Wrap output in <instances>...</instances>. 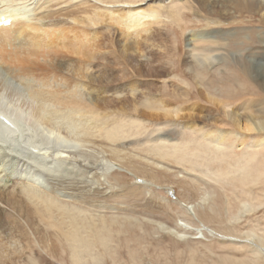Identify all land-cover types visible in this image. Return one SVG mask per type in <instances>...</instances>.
I'll use <instances>...</instances> for the list:
<instances>
[{
	"label": "rangeland",
	"instance_id": "rangeland-1",
	"mask_svg": "<svg viewBox=\"0 0 264 264\" xmlns=\"http://www.w3.org/2000/svg\"><path fill=\"white\" fill-rule=\"evenodd\" d=\"M38 1L40 0L30 2L28 15L35 14ZM83 1L110 9L153 7L157 12L149 21L145 19V22L152 21L149 25L151 35H143L138 40L139 45H131L126 49L122 45H126L128 41L125 42V37L120 34L116 25H89L90 30L99 28L106 32L99 40L101 47H98L100 53L104 54L99 53L101 57L98 56L97 59L100 61L93 60L86 74L92 75L93 81L84 76L76 78L84 91L81 94L86 95H83L85 97L82 102L94 107L99 113V118L93 120L94 124L85 121L86 124L83 119L85 126L97 131L108 127L122 130V138L118 142L120 144L115 146L126 148V152H130L132 156H142L140 160L135 157L133 163L143 164L145 169L143 171L137 165L140 171L138 168L136 173L134 168L131 173H127L121 166L113 169L106 178L107 182L115 186L109 185L111 189L106 190V183L101 175L102 159L106 153L103 148H99L112 145L108 140L91 138V142L87 143L90 146H85L87 150H80L83 153L80 157L82 160L79 158L81 161L76 162L85 171L80 174L82 188L75 194L67 192L70 194L65 195L67 198L58 197L59 203L66 209L81 210L79 221L84 225L79 224L82 226V235L84 240H91L92 246H89L87 240L83 241L85 247L91 248L77 249L74 259V251L61 231L67 230V220H61L58 216L57 219L52 218L53 222L50 219L45 223L40 219L37 222L35 217L34 222L29 223L32 225H29L22 220L9 221V217L5 218L4 209L0 207V222L5 220L4 224L0 223V257H3L0 258V264H264V131L256 128L259 121L264 125V0H121L120 5L95 0H71L66 5ZM5 4L7 3H0V8H5ZM110 31L113 33L108 36ZM68 34L66 33L67 36ZM188 37L194 41L189 49L185 47ZM44 57H47L46 53ZM124 57L127 59L124 60ZM0 65L2 77H5L10 86L8 91L5 90L6 87L4 90L1 88V96L11 99H4L5 96L2 99L0 96V105L6 107L14 97L17 104L12 102L13 105L22 106L23 102L26 104L24 80L13 79L9 73L4 74V66L1 62ZM96 67H100L98 71ZM111 67L113 68L109 71ZM150 67L156 70L151 71L153 68L150 70ZM100 75L118 81L106 84L105 81L97 80L96 76ZM126 76L128 79L120 81V78ZM11 85L17 87L13 86L12 89ZM11 90L19 95L11 94ZM88 96L95 98L93 102L92 99L87 100L90 99ZM112 96L117 97V100ZM89 101L92 104H88ZM151 102L154 103L152 109L163 111L162 107H167L172 114L168 112L170 116L166 115V118L162 115L156 117L153 110L147 107L151 106ZM140 103L148 104L147 109ZM12 107L9 108L13 109ZM103 116L106 117L105 120ZM234 117L236 121H233ZM25 120L30 121L21 117V123H26L22 122ZM245 124L255 127L249 131L238 130L239 126L245 127ZM26 125L25 129L27 126L33 130L38 129L33 128L32 124ZM198 127L203 132L198 131ZM234 132L239 133L236 135ZM221 133H226V136L217 144L216 138ZM37 138L41 141L38 136L34 139ZM211 144L213 146H208ZM215 145L223 153L217 155ZM176 148L179 154H176ZM157 150L173 154L174 157L169 159L171 163L167 162L168 158L155 156L154 152ZM84 154L88 156L84 157ZM201 162L203 167H200ZM6 165L0 161V175L4 173L1 170ZM147 165L151 167L148 168ZM205 166H208V171ZM36 167H31V170L36 171ZM64 168L62 170H67ZM201 170L207 173L204 174ZM71 171L70 177L73 175ZM138 173L140 178L147 181L152 179V182H146L139 188L135 184L139 178ZM16 176L22 179L24 175ZM145 176H148L147 179ZM257 178L258 182L255 180ZM184 202L194 206V214L183 207ZM54 220H59L60 223H54ZM63 221L67 222V227ZM93 222H97L96 226ZM88 224L91 225V231ZM100 224L105 228H101ZM161 225L173 229V232L162 230ZM2 229L13 235L8 242L2 239ZM98 229H104L103 233L106 234L98 232ZM88 232L92 233L90 237ZM97 232L105 237V243L99 242L101 237L93 235L98 234ZM179 235L181 236L178 237Z\"/></svg>",
	"mask_w": 264,
	"mask_h": 264
},
{
	"label": "bare ground",
	"instance_id": "bare-ground-1",
	"mask_svg": "<svg viewBox=\"0 0 264 264\" xmlns=\"http://www.w3.org/2000/svg\"><path fill=\"white\" fill-rule=\"evenodd\" d=\"M31 1L32 0H0V3H2V2L7 3V4H5V8H3L4 6H2L0 8V21H1V23H0V62L2 64V66H4L5 71H7V72L4 71V74L9 73L10 76L12 75L13 79L17 78L20 80H22V79L24 80L23 85L25 86V90H26V95H25L26 96L25 97L26 104H25V102H23L22 106L16 105L17 103L14 100L15 97L12 96V97H14V98L11 97L12 102H15L16 106L13 105V103L11 101H9V102L12 105L8 104V105H6V107L5 106L2 107L0 105V113L6 116L5 119H3V121L0 122V151H2L0 153V161L7 164L5 167L3 166L4 168H2L1 171L4 173L2 175H0V179L2 180V181L0 180L2 182V183H0V207L2 209H4V211H5L4 215L7 216V217L5 216V218L9 217V221H10V219H12L14 222H16L18 220H22V221L26 222L27 224H29L32 221L34 222V220H35L34 218L37 217V220L40 219V220H42V222L47 223L50 219H51V222H53L52 220L54 218L57 219L58 216L60 217L61 220H64V221L67 220L68 221L67 230H65V231L61 230L63 233L61 231H59V234H61V233L64 234V237L66 238V240L71 245L72 251H74L73 257H74V259H76V255H75L76 250L84 248L85 247L84 241L86 242V240H87L86 238H85L86 240H84V235H82L81 227L84 225V223L82 225L81 224L82 221H81V223L79 221L80 220L79 213L81 212V210L79 212V210L75 211V209H68V208L66 209V207H64L63 205H61L59 203L58 197H60L61 199L65 198L66 197L65 195L75 194L78 192V189L80 190V188H82L81 183H80L82 181L81 180L82 176L80 178V174H82V171H84V170L81 167V164L78 165L76 163L77 160L79 161V158L82 157V155H83V153L80 150H82L83 148H86L85 151L87 150V147L90 146L87 143L91 142L90 141L91 138H96V139H100V140L105 139V140H108V142L112 145V146H103V147L99 148V149L103 148L104 153H106L105 157H103V159H102L103 163H102V173H101V175L103 176L104 182L106 183V187H105L106 190L111 189L109 185L115 186V185H113V183L111 184V183L107 182V178H106V176L109 173L114 171L113 169L119 168L121 166L127 173H131L133 171L136 173V169L138 170V168H139V167L137 168V166H141L142 170L144 168L142 166L143 164L138 165V164L133 163V160L135 157H137L140 160V158L142 156L140 157L137 154H134V156H132L130 154V152H126L127 151L126 148L125 149H124V147L118 148V146L117 147L115 146V144L116 145L120 144V143L118 144V142L122 138V134H123L122 130H118L116 127H112V128L108 127V129H106L104 127L105 128L104 130L97 131V130L91 129V127L89 128L88 125L85 126L87 124V122H85V121H89V122H92V124H94L93 120H95L96 118L97 119L99 118L98 117L99 113L97 114V111L95 110L94 107L85 104V102L84 103L82 102V99L86 95L81 94L84 91L81 90V84H79V82L76 80V78H77V76H81V77L84 76V77L89 78L91 81L94 80L92 75H90V74L86 75V74L89 72V70L91 68L92 61L96 60L97 57L100 56V54H104L103 52L100 53L98 47H101L102 43H100L99 40H101L106 33V32H104V30L100 31L99 28L98 29L93 28L92 30H90L88 28V26L89 25L90 26H99V24H103V25L107 24L108 25L107 27H110V26L116 25L120 29L119 30L120 34L122 33L121 35H123L125 37L126 41L125 40L124 41L125 42L128 41L127 44L125 43L126 45H122V46H124L125 49H126V47H129L131 45H134L136 47L137 45L140 44V42L138 40L142 39L143 35H146V36H149V34L151 35L152 30H151L149 25L152 24L151 23L152 21H150V22H148V21L151 18H154L155 14L157 12L154 10L155 8H153V7H149L148 9H140V8H138V6H134V7L128 6L127 9H125V8L123 9L122 7L118 8V9H110V8L102 7L100 5H97V4H95L93 2H89V1H85V2L83 1V2L74 3L72 5H66L68 3V1H71V0H40L37 3V8L34 10L35 14L32 16L30 14L28 15V13H27L29 11L28 5L29 4L31 5V3H30ZM95 1L119 4L121 0H95ZM34 11H32V12H34ZM5 19H8L9 24H4ZM145 19H148V21L145 22ZM153 22L155 23L156 21L153 20ZM66 33H69L68 36L66 35ZM112 33H111V31H110V33L108 32V36L112 35ZM134 39L137 41H135ZM187 40L188 41L185 43V45H186L185 47H187V49H189V46H192L193 40L191 41V39L189 37L187 38ZM118 41L119 40H117V42ZM190 50H193V49L190 48ZM104 52H106V51H104ZM44 53H46L47 57H44ZM49 53L51 54L50 57L48 56ZM105 55H106V53H105ZM123 59L126 60L127 58L124 57ZM102 60H104V59H102ZM98 61H100V60H98ZM93 65H95V63H93ZM93 65H92V68H93ZM98 66H99V64H98ZM99 68H97L96 70L98 71ZM103 68L105 69V67H103ZM112 68L113 67L109 68V71ZM152 68L153 67H150V70ZM101 69H100V72H101ZM91 70H93V69H91ZM94 70H95V68H94ZM153 70H156V69L153 68L151 71H153ZM61 73H64V75H62ZM126 75L129 76L128 74H126ZM104 76L100 75L99 77L98 76H96V77L98 78L97 80L105 81L106 84L107 83H114V82L118 81V79L113 80L114 78L109 79L108 75H107L108 77H104ZM127 76L120 78V81L124 80L125 78L128 79ZM10 78L8 79L9 82H11ZM134 78H135V76H134ZM12 83H14V82H12ZM13 86L14 85H11L12 89H14L16 85L14 86V88H13ZM5 87H6L5 90L8 91L7 88H9L10 86L8 85V81L5 79V77H2L1 69H0V96H1V93L3 94V92L1 91V88H3V90H4ZM16 91H18L17 88H16ZM10 92H11V94H13V93H18L20 91H18V92L13 91L12 92V90H11ZM89 93H91V92H89ZM23 94H25V93L23 92ZM23 94H22V96H23ZM18 95H19V93H18ZM83 95H85V96L83 97ZM3 96H5V95L1 96L2 99H3ZM20 96H21V93H20ZM150 96L148 97L149 99H150ZM5 98H9V97L5 96L4 99ZM23 98H24V96H23ZM86 98L84 100H86ZM113 98H115V97H113ZM91 99L92 98H90V99L87 98V100H91ZM94 99H92L91 102H93ZM102 99H103L102 101H104V98H102ZM153 99H155V98H153ZM96 100H98V99H96ZM149 101H146V103H148ZM155 101H153V102H155ZM158 101L159 100H157V102ZM160 101H162V99ZM91 102L89 101L88 104H90ZM146 103H140V104H143V107L145 106V108H146V105H148ZM162 103H164V102H162ZM0 104H1V101H0ZM153 104L151 102V106L148 105L147 107L152 109L154 107ZM159 104H158V106L162 107ZM137 105H139V104H137ZM12 106H15V107H12ZM7 107L8 108L12 107L13 109L9 108L7 110L6 109ZM152 110H153L152 113L156 114L155 115L156 117H158L160 115L165 117L166 115L170 116L172 114V112L169 111V108H167V107H166V109H165V107H162L163 111H160L159 109H156V110L152 109ZM158 110H159V112H158ZM123 112H125V111H123ZM168 112H169V114L170 113L171 114L169 115ZM102 114H105V113H102ZM105 116H107V115H105ZM21 117L22 118L25 117L27 120H30V121H28L29 124H32L31 125L32 127L33 126L35 128L38 127V129L33 130V129L29 128V126H27L29 124L26 125V123H28L26 120L22 121V122H26V123H21ZM118 117H121V116L118 115ZM135 117H137V116H135ZM102 118H104V120L106 119V117H104V116ZM109 118L110 117L108 116V119ZM83 119H84V122L86 124L83 122ZM118 119H117V122H118ZM122 119H120V120H122ZM123 120H125V118ZM236 120L237 119L234 117L233 121H236ZM112 121L114 122V120H112ZM228 121H230V120H228ZM115 122H116V120H115ZM119 122H122V121H119ZM130 122H127V123L130 124ZM96 123L99 124L100 122H96ZM190 124H192V122ZM256 124H258V122ZM24 125L27 126L26 129H25ZM122 125H124V124H122ZM103 126H105V124ZM125 127H127V125ZM190 127H191V125H190ZM254 127H255L254 125L253 126L252 125L246 126V124H245V127H244V125L239 126L238 130L249 131V130H252ZM199 128L200 127H198V129ZM256 128L264 131V125L260 121H259V124L256 126ZM192 129L193 128L191 127V130ZM24 131H26V133ZM198 131H201V130L199 129ZM201 132H203V131H201ZM213 132H215V131H213ZM234 133H236V132H234ZM237 133H239V132H237ZM237 133H236V135H237ZM225 134H222V133L219 135L217 134L218 137L216 139H218V140L215 139L217 141L216 142L217 144L218 143L220 144V142H221V140H223ZM203 135H204V133H203ZM36 136H38L41 141H39L38 138L35 140L34 138H36ZM199 136L201 137L200 134H199ZM200 137H199V139H200ZM29 138H31V139H29ZM201 138H203V137H201ZM183 142H185V141H183ZM191 142H193V141H191ZM210 142H213V141H210ZM185 143H187V139H186ZM185 143H183V145ZM189 143L190 142H188V144ZM97 144H98V142H97ZM176 144H178V142ZM179 144H182V143L180 142ZM174 145H175V142H174ZM85 146H87V147H85ZM171 146H172V144L170 145V147ZM178 146L179 145H177L176 147H178ZM208 146H213V145L211 144ZM183 147L185 148V146H183ZM194 147H195V145H194ZM214 147H216V149H217L216 145ZM178 148H180V146ZM196 148L198 149V147H196ZM208 149H210V148H208ZM176 150H177V148L175 149V152H177ZM179 150L180 149H178V151ZM212 150H213V148L211 149V151ZM162 151L164 153H162L158 150H157V152H154L155 156L157 155V156H160L162 158H164V157L168 158L167 162H169L170 158L174 157L173 154H170V152L167 153L164 150H162ZM173 152H174V150H173ZM173 152H171V153H173ZM188 152H189V150H188ZM195 152L196 151H194V154L197 153V152L196 153ZM213 152L216 153L215 150ZM218 153H223V152H221V151L219 152L217 149V155H220ZM176 154H179V153L177 152ZM185 155L187 156V154H185ZM85 156H88V155L84 154V157ZM89 156H91V155H89ZM221 156H223V154ZM177 157H178V159H180V158L182 159V157H179V156H177ZM219 157H218V159H219ZM143 158L145 159L144 156H143ZM152 158H155V157H152ZM189 158L191 159V157H189ZM148 160H150V159H148ZM175 160H173V161H175ZM182 161H184V158ZM136 162L139 163V161H136ZM187 162H189V161H187ZM187 162L185 161V163H187ZM198 162H200V160H198ZM148 163H149V161H148ZM150 163H151V161H150ZM169 163H171V162H169ZM178 163H179V161H178ZM182 163H184V162H182ZM189 163H191V162H189ZM193 163H195V162L193 161ZM152 164H153V162H152ZM154 164H155V162H154ZM160 164H162V163H160ZM200 164H201L200 167H203V165H202L203 163L201 162ZM204 164L208 165L207 163H204ZM68 165L71 166V167L69 166V168H72V171H71V169L69 170V168H64V167H68ZM149 165H147L148 168L151 167ZM34 166H37L36 171L33 169H32L33 171L31 170V167H34ZM156 166H159V165L156 164ZM165 166H167V165L165 164ZM188 166H189V164H188ZM62 167L64 169H67L68 171L62 170L63 169ZM200 167H198V168H200ZM132 168H134V170ZM157 168H159V167H157ZM194 168H195V166H194ZM205 168H206V166H205ZM123 169H121V170H123ZM207 169H208V166H207L206 170ZM131 170H133V171H131ZM191 170L189 172H191ZM70 171L73 174L72 177L69 176ZM139 171H140V168H139ZM203 172L204 171H202V173ZM198 173L201 174L200 172H198ZM205 173H207V172H204V174ZM17 174L22 175V176L24 175L25 177L23 176L22 179L17 178V176H16ZM141 174H143V173H141ZM145 174H146V170H145ZM137 175L139 177L140 174L138 173ZM253 175H254V173H253ZM147 177H146V179H147ZM217 177L219 178V176H217ZM151 180L152 179L147 181V180L139 177V178H137V182H135V184L140 188L141 186L145 185L146 182H149ZM153 180H154V178H153ZM255 180L258 182V178ZM87 184H88V182H87ZM116 184L118 185V183H116ZM126 188H127V186H126ZM66 190H69V191H66ZM106 190H104V191H106ZM129 190H131V189H129ZM67 192L70 194H68ZM141 194H143V193H141ZM204 202H205V200H204ZM182 205L188 212H190L191 214L192 213L194 214V206L192 204L184 202V203H182ZM150 208H151V206H150ZM1 212H2V210H1ZM5 218H3V220ZM3 220H1V221H3ZM89 220H91V219H89ZM100 220H101V218H100ZM102 220L104 223L105 219L103 217H102ZM54 221H55L54 223H57V224L60 223V222L58 223L59 220H54ZM3 222L2 223L0 222V223L4 224ZM37 222H39V220ZM98 222H99V219H98ZM111 222H112V220H111ZM8 223H9V225L11 224L10 222H8ZM66 223L64 222V225ZM79 223L82 225L81 227H80ZM100 223H102V222H100ZM180 223H178V224H180ZM96 224H97V222L94 223L95 226H96ZM6 225H8V224H6ZM29 225H32V224H29ZM88 226H89V224H88ZM90 226H89V228H90ZM103 227L105 228V226L101 225V228H103ZM60 228L61 227L59 226V229ZM84 228H87V227H84ZM98 228H100V226H98ZM163 229L167 232H169V231L171 233L173 232V229H170V228L168 229L167 227L165 228L162 226V230ZM206 229L209 230V232L211 231L208 228H206ZM85 230H87V229H85ZM103 230L100 231V229H98L97 231L100 233L101 232L103 233ZM2 231H3V229H2ZM87 231H89V230H87ZM90 231H91V228H90ZM3 232L5 234L3 233L4 236L2 239L6 240V242H8L9 239L13 235L11 233H7L5 231H3ZM89 232H88V234H89L88 237H90L91 236L90 234H92ZM100 233H98V234L93 233V235H98L99 237H101L100 240H102V241L99 240V242L105 243V242H103V240L105 238L103 235L106 233H103L102 236H100ZM1 234H2V232H1ZM10 234H11V236H10ZM180 236L181 235H179L178 237H180ZM4 240H3V242H4ZM94 240L95 239H93V241ZM15 242H16V240H15ZM87 243H89V246H92V245H90L91 240H90V242H88V240H87ZM92 244H94V243L92 242ZM89 246H87L88 249L91 248ZM87 247H85V248H87ZM93 247H94V245H93ZM2 248H4V247L2 246ZM6 249H7V247H6ZM88 249H86V250H88ZM81 251H80V254H81ZM88 251H90V250H88ZM0 252H2V251H0ZM4 252H5V250H4ZM0 255H2V254H0ZM0 258L2 259L3 257H0ZM77 260H78V258H77ZM75 261L76 260H74V262Z\"/></svg>",
	"mask_w": 264,
	"mask_h": 264
}]
</instances>
